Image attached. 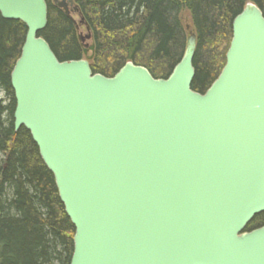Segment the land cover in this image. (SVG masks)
<instances>
[{
  "label": "water",
  "instance_id": "water-1",
  "mask_svg": "<svg viewBox=\"0 0 264 264\" xmlns=\"http://www.w3.org/2000/svg\"><path fill=\"white\" fill-rule=\"evenodd\" d=\"M52 1L81 16L73 0ZM0 14L28 29L11 74L15 129L55 177L75 227L71 264H264V227L246 231L264 213L256 5L234 19L227 63L204 94L192 89L193 32L167 79L132 62L108 78L86 58L59 61L40 36L48 0H0Z\"/></svg>",
  "mask_w": 264,
  "mask_h": 264
},
{
  "label": "trees",
  "instance_id": "trees-1",
  "mask_svg": "<svg viewBox=\"0 0 264 264\" xmlns=\"http://www.w3.org/2000/svg\"><path fill=\"white\" fill-rule=\"evenodd\" d=\"M81 21L48 0L40 34L61 62L84 59L93 74L114 77L127 63L167 79L183 58L189 33L197 37L192 89L204 94L227 63L233 21L248 4L264 15V0H73ZM189 18V22H185ZM91 39L85 48L80 34ZM28 29L0 14V264H71L75 227L56 180L25 128L15 129L11 74ZM264 227V213L246 231Z\"/></svg>",
  "mask_w": 264,
  "mask_h": 264
},
{
  "label": "rangeland",
  "instance_id": "rangeland-1",
  "mask_svg": "<svg viewBox=\"0 0 264 264\" xmlns=\"http://www.w3.org/2000/svg\"><path fill=\"white\" fill-rule=\"evenodd\" d=\"M74 16H75V18H77V20H78V15H74ZM185 22L188 23V22H189V18H185ZM82 34L85 35L84 32H82ZM86 58L89 59L88 54H87Z\"/></svg>",
  "mask_w": 264,
  "mask_h": 264
},
{
  "label": "flooded vegetation",
  "instance_id": "flooded-vegetation-1",
  "mask_svg": "<svg viewBox=\"0 0 264 264\" xmlns=\"http://www.w3.org/2000/svg\"><path fill=\"white\" fill-rule=\"evenodd\" d=\"M53 2V1H52Z\"/></svg>",
  "mask_w": 264,
  "mask_h": 264
}]
</instances>
